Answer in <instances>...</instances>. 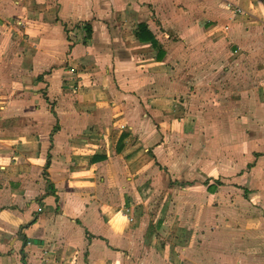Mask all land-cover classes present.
Here are the masks:
<instances>
[{
	"label": "crops",
	"instance_id": "0c3cea01",
	"mask_svg": "<svg viewBox=\"0 0 264 264\" xmlns=\"http://www.w3.org/2000/svg\"><path fill=\"white\" fill-rule=\"evenodd\" d=\"M261 171L264 0H0V264H264Z\"/></svg>",
	"mask_w": 264,
	"mask_h": 264
},
{
	"label": "rangeland",
	"instance_id": "374dc122",
	"mask_svg": "<svg viewBox=\"0 0 264 264\" xmlns=\"http://www.w3.org/2000/svg\"><path fill=\"white\" fill-rule=\"evenodd\" d=\"M241 173H243V170H242V172ZM258 175H259V179L261 180V183H263V181H264V172H260V173H258ZM256 177H258V176H256ZM180 189H178L177 190V192L175 191V194H174V197H182L183 195H180V193H178V191H179ZM164 194V193H163ZM167 195L166 194H164V195H162L161 193H160V195H158V196H156V198L158 197V198H160V199H162V197H166ZM171 195H168V197H170ZM224 196L225 197H227L226 198V200H225V202H229V199L231 200L232 198H234L236 195L235 194H232V193H225L224 194ZM157 198V199H158ZM222 198V197H221ZM235 201H237V200H235ZM233 202V201H232ZM148 209H149V213H156V211L158 210V209H163V207H165V209L167 208V207H169V208H171V207H173V208H175V206H168V205H166V206H163V204L162 203H160L159 204V202H157V203H155V204H152V205H147L146 206ZM232 206L231 205H229V206H226L225 208H224V211L225 212H232V208H231ZM225 209H227V210H225ZM223 211V212H224ZM242 211H244V210H242ZM247 215L249 216L248 218H249V220L250 221H257L258 219H260L259 217H260V215H264V206H262L261 204H258V205H256V206H252V207H250V209L248 210V213H247ZM223 225V224H222ZM219 228L220 227H222V226H218ZM226 227H228L227 225H223V228H226ZM258 254H259V252H257L256 254H255V256L257 255L258 256Z\"/></svg>",
	"mask_w": 264,
	"mask_h": 264
},
{
	"label": "trees",
	"instance_id": "16d2710c",
	"mask_svg": "<svg viewBox=\"0 0 264 264\" xmlns=\"http://www.w3.org/2000/svg\"><path fill=\"white\" fill-rule=\"evenodd\" d=\"M84 28H85V38H88L90 36V33H91V26H90V24H84ZM141 30L145 31L146 29L144 27H142ZM140 37H142V35ZM151 41L153 44H156L153 35H151Z\"/></svg>",
	"mask_w": 264,
	"mask_h": 264
}]
</instances>
